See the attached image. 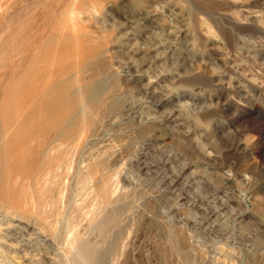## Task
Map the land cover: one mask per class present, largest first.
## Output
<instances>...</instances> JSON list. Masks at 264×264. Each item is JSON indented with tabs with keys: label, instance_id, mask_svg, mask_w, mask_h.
Segmentation results:
<instances>
[{
	"label": "rangeland",
	"instance_id": "obj_1",
	"mask_svg": "<svg viewBox=\"0 0 264 264\" xmlns=\"http://www.w3.org/2000/svg\"><path fill=\"white\" fill-rule=\"evenodd\" d=\"M0 264H264V0H0Z\"/></svg>",
	"mask_w": 264,
	"mask_h": 264
},
{
	"label": "bare ground",
	"instance_id": "obj_2",
	"mask_svg": "<svg viewBox=\"0 0 264 264\" xmlns=\"http://www.w3.org/2000/svg\"><path fill=\"white\" fill-rule=\"evenodd\" d=\"M7 5V4H6ZM57 259V258H56ZM82 259V258H81Z\"/></svg>",
	"mask_w": 264,
	"mask_h": 264
}]
</instances>
